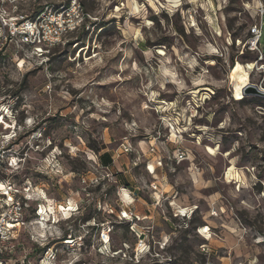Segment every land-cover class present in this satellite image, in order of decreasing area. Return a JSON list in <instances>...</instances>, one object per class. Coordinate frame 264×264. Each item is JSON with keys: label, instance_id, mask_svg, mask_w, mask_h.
Here are the masks:
<instances>
[{"label": "rangeland", "instance_id": "rangeland-1", "mask_svg": "<svg viewBox=\"0 0 264 264\" xmlns=\"http://www.w3.org/2000/svg\"><path fill=\"white\" fill-rule=\"evenodd\" d=\"M0 2L5 11H1L0 19H15L33 18L43 11L67 6L71 0ZM196 2H208L212 9L205 13L203 7L198 8L200 15L191 17L209 38V44L215 47L211 37L216 34L210 20L203 17L211 15L224 18L232 41L230 49H238L245 43L240 37L246 26L236 25L237 17L232 15L244 11L239 0H227L223 7L221 0ZM141 4L149 13L145 19L151 23V29L147 24L139 27L142 20L138 15H127ZM80 6L83 19L62 36L47 57H36L18 37L9 38L8 29L0 25V140L9 142L0 153V179L8 180L19 193L21 190L24 193L20 198L23 225L9 240L0 243V264H44L45 261L48 264H250L249 253L255 257V264H264V98L243 95L244 88L250 84L264 88V78L254 79L258 71L247 73L245 69L248 63H255L257 53L244 47L243 51L230 55L227 64L211 51L198 59L196 73L203 67L213 80L225 81L227 86L192 83L193 89L200 90L196 95L207 96L202 102L215 112L211 120L205 117L197 121L196 134L201 135V127H219L226 115L238 126L215 143L188 138L195 143L198 157L201 147L204 152L207 147L219 152L216 158L219 163L208 165L216 184H208L206 176L201 177L203 183L199 184L191 173L187 182L178 183L177 177L193 164L198 169L204 166L199 158L171 161L175 172L163 158L159 165L153 166L154 156L144 147L145 144L152 147L146 133L128 140L138 152L124 151L126 131L117 127L119 121H109V113H101L105 118L97 120V110L91 101L111 102L140 87L139 76L113 77L129 75L127 70L120 72L124 65H131L133 70L147 67L148 51L160 56L159 49L165 55L172 50L175 37L163 34L156 39L143 38L149 31L153 35L161 33L165 27L162 20L176 29L183 43H189L187 38L194 35L195 28L185 27L183 14L193 9V0L182 2L171 15L167 9L155 11L146 0H81ZM122 10L125 14H120ZM262 45L264 34L260 48ZM127 52L132 56H127ZM26 54L31 60L26 59ZM208 60L213 63H206ZM257 64L264 69V61ZM62 73L67 75L61 76ZM260 75L264 77V73ZM17 76L18 79L14 78ZM69 79L72 84L67 92L72 98L65 99L64 85ZM85 79L88 83L82 87L74 86ZM243 81L246 84L242 85ZM82 92L85 95H80ZM177 95L161 94L159 99L170 103ZM229 98L230 102L224 103ZM191 99V94H186L185 105ZM121 119L130 121V113L122 111ZM29 121L33 123L30 125ZM85 121L92 127L85 128ZM38 131L39 139L29 144V137ZM43 141L50 142L41 151ZM138 155L142 157L139 163ZM49 157L53 158V164L39 170L41 161L46 163ZM19 161L24 162V168L19 167ZM55 164L67 167L70 175L57 174ZM147 165L153 166V174ZM102 175L104 178L100 179ZM241 180L249 187H242ZM160 182L170 185L168 192H163ZM230 192L240 196L232 198ZM33 194L37 198L29 199ZM157 195L161 196L166 211L157 202ZM191 200L197 203L190 210L181 207L185 211L181 213L178 202ZM245 203L251 206L244 207ZM42 223L45 227L39 229ZM205 228L207 233L202 230ZM52 229L61 234L53 235ZM37 235L43 243L37 242L34 238ZM110 252H124L125 257L121 253L112 256Z\"/></svg>", "mask_w": 264, "mask_h": 264}, {"label": "clouds", "instance_id": "clouds-1", "mask_svg": "<svg viewBox=\"0 0 264 264\" xmlns=\"http://www.w3.org/2000/svg\"><path fill=\"white\" fill-rule=\"evenodd\" d=\"M182 2H186V0H167V2H162V0H146V3L151 5L155 11L159 12L167 9L170 15L180 8ZM193 3L195 5L193 9L190 12L183 14L185 27L189 29L195 28L194 35L187 38L189 43H183L182 38L177 35L176 29L173 28L170 23H165L162 20L161 23H164L165 27L161 33L153 35V33L149 31L144 34L143 38L156 39L158 35L163 34L175 37L176 43L172 50L169 51L167 55L162 56H155L152 51L146 52L145 56L148 61L147 67L139 66L133 70L131 65H124L120 68L121 73H124L127 70L129 75L114 76L113 79H131L132 76H139L140 87L135 91L126 95L115 97L111 100V102L109 99H93L91 103L97 110V120H103L105 118L101 115V113H109V121L111 123L119 121L117 127L122 132L126 131L127 135L123 136L125 143L124 151L138 152V149L133 148L128 140L130 137L140 136L146 133L148 135V139L152 141V147L149 148L147 144H145L144 147L149 154L154 156L152 161L153 166L159 165L161 163V159L163 158L169 162L167 167L175 172V168L170 163L171 161L175 160L179 163L182 160L193 161L199 158L204 166L198 169L196 164H193L191 169H186L184 174L177 177V182H187V180L190 179L188 173H191L192 177H194L199 184L203 183L201 177L205 176L207 177L208 184H216L217 179L209 174L208 165H215L219 163L218 159H216L219 156V152L214 150L213 157H209L201 147L199 149L198 157L195 154L197 151L195 143L190 141L188 138L196 137L197 140H208L209 142L215 143L220 136L227 134L230 129H234L238 125L232 122L229 115H226L223 122L219 124V127H215L213 125L201 127V135L196 134L195 130L197 127V121L205 117L211 120L215 115V112L213 107L205 105L202 102L204 99L208 98L207 96L200 97L196 95V93L200 90L193 89L192 83L201 81L207 84H212L216 87H223L227 85L225 81L217 83V81L213 80L209 72L203 67H200L199 73H196L195 70L199 67L198 59L201 58L202 55L207 54L209 51L221 57L224 63L227 64L230 55L243 51L245 44L247 43L246 38L248 32L255 33L256 39H259L261 35L264 34V2H262V0H239V4L242 6L244 11L241 13H233L232 15L237 17L235 24L245 25L246 31H244L243 35L240 37V39L244 40L245 43L241 44L238 49L229 48V44L232 41L228 28L223 23V17L218 18L215 15L203 17L204 19L210 20L212 31L216 34L211 37L215 47H213V44L208 43L209 38L205 37L200 28L195 26V22L191 19V17L199 16L200 14L197 12V9L201 7L204 8L205 13L212 12L210 3H197L196 0H193ZM225 3H227V0H221L220 6L223 7ZM128 7H130V5H125V8ZM120 14L125 13L122 10ZM148 14L149 13L146 11L144 4H141L138 9L127 13V15H138L141 18L142 23L139 27H144V25L147 24L149 29H151V23L145 19ZM218 19L220 22H218ZM128 27H131V25H128ZM33 28L20 29V31H32ZM59 31L63 33L64 29H60ZM221 33L223 34L220 35ZM127 35L128 33L126 32V36ZM251 47L253 51L260 52L261 58H264V45H262L261 48H256L255 43L253 42ZM185 49H187V52H185ZM125 54L129 57L132 56L131 52H127ZM26 59L31 60V56L26 54ZM157 61L158 63H156ZM206 63L210 64L213 63V61L208 60ZM29 66H32V64H29ZM261 73H264V69H258V74L254 77V79L259 80L264 78L260 75ZM66 75V73L61 74V76ZM14 78L18 79L19 77L17 76ZM84 83H88V80L85 79L81 82H77L74 86L80 88ZM69 84H72L71 79H69L64 85L65 91L63 92V96L65 99L72 98L68 96L67 92ZM170 84L174 85V87H169L168 85ZM48 87L50 89L52 85L49 84ZM260 91L264 92V88H261ZM168 93H179V95L175 96L173 101L170 103H165L164 100L159 99L161 94H165L166 96ZM186 94H191L192 99L185 105L184 97ZM80 95H85V93L82 92ZM229 102L230 98L224 101V103ZM114 107L115 112H112ZM198 109H201V111L198 112ZM122 111L130 113V121L128 119H121ZM32 123V121H29L30 125ZM84 127L91 128L92 124L85 121ZM169 132L171 133V136H169ZM40 136L41 133L38 131L34 133L33 137H29L27 142L31 144L34 139H39ZM49 142L50 141L42 142L41 151L47 147V143ZM72 154L73 156L77 154L75 149ZM56 155L59 154L57 153ZM61 159L63 160V158ZM141 159L142 157L138 155L136 162L139 163ZM18 163L21 169L25 167L23 161H19ZM48 164H53L52 157H49L46 163L41 161V167L39 170H46ZM54 167L57 174L68 173L70 175L67 167H61L60 164H55ZM103 178V175L100 176V179ZM252 179L254 180L255 177ZM219 183L222 184V180H220ZM241 185L244 188L249 187V184L245 183L243 180H241ZM145 187H147V183L145 184ZM23 194L24 193L21 190V195ZM229 195L232 198H238L240 196V194L236 192H230ZM36 198L37 196L35 194L29 196V199L31 200ZM164 199L166 200L167 198L165 197ZM216 199H220V197L217 196ZM127 202L131 203L130 200ZM157 202L161 204L162 210L166 211V209H163L160 195H157ZM196 203L197 201L195 200H191L187 203L181 201L178 202L177 206L188 207L190 210L191 205ZM250 206L251 205L249 203L244 204V207ZM13 211L14 210L10 208L5 212V215H9ZM12 218L15 219L16 217L13 216ZM182 224H186V221L182 222ZM52 233L56 236L61 234L56 231V229H52ZM10 235L11 234L6 233L4 238L7 240ZM238 235L240 234L238 233ZM34 238L37 242L43 243V241L39 240L38 235L34 236ZM165 239H167V237H165ZM241 239H243L242 235ZM253 251H255L254 248ZM249 255L251 257L250 264H255V257L251 256V253H249ZM76 259H81V257H76ZM160 259L162 260L163 257L161 256ZM44 264H48V262L45 261Z\"/></svg>", "mask_w": 264, "mask_h": 264}, {"label": "built area", "instance_id": "built-area-1", "mask_svg": "<svg viewBox=\"0 0 264 264\" xmlns=\"http://www.w3.org/2000/svg\"><path fill=\"white\" fill-rule=\"evenodd\" d=\"M16 2V0H12ZM81 0H71L70 4L67 6H61L59 8L43 11L33 18H25L23 16L12 18H1L0 25L4 29H8L9 38L18 37L20 43L29 46L36 57H47L46 55L50 52L53 47L58 45L63 35L74 30L77 26L76 22L83 19L84 14L82 13ZM4 11L3 6L0 2V13ZM74 25V26H73ZM34 26V28H33ZM33 28L32 31H20V29ZM64 29L61 33L59 30ZM5 34V33H4ZM7 34H5L7 37ZM260 39H256V34L249 32V37L247 38V43L245 47L252 52V43H255L256 48H260ZM258 57L255 64L262 63L264 58H261V53L256 52ZM263 68V65H260ZM9 142L0 140V153L8 147ZM2 150V151H1ZM150 174H153L154 169L150 170V166H146ZM156 190V186H153ZM22 195L19 191L8 181L0 179V243L6 241L5 234H11L7 240H9L14 231L23 225L21 211H22ZM18 201V203H17ZM13 209L14 211L9 215H5L8 209ZM16 218L13 219L12 217ZM183 216V215H182ZM6 230V232H5ZM1 253V247H0ZM123 257L125 253L120 252ZM120 253L110 252V255L115 256ZM136 253V252H135ZM135 255V254H134ZM156 255L155 257H157ZM169 262V261H168ZM168 264V263H166Z\"/></svg>", "mask_w": 264, "mask_h": 264}, {"label": "bare ground", "instance_id": "bare-ground-1", "mask_svg": "<svg viewBox=\"0 0 264 264\" xmlns=\"http://www.w3.org/2000/svg\"><path fill=\"white\" fill-rule=\"evenodd\" d=\"M135 9H137V7L135 8ZM222 16V15H221ZM224 19V18H223ZM158 53V55H160V56H162V55H165V53H164V51L162 50V49H159V51L157 52ZM258 64L256 65L255 63H248L246 66H245V69H246V72L247 73H253L254 71H258V69H263V68H258ZM243 84H246V82L245 81H243L242 82V85ZM258 89L260 90L261 89V87H258ZM203 90H206V91H208L207 89H203ZM6 109V108H5ZM7 110V109H6ZM216 151V149H214V148H211V147H207L206 148V153L208 154V155H210V156H213V151ZM150 170H153V166H151L150 165ZM36 192V191H35ZM40 193V192H39ZM50 200V199H49ZM55 209V208H54ZM42 213V212H41ZM181 213H185V211L182 209L181 210ZM47 214V213H46ZM181 215V214H180ZM42 222V221H41ZM45 226H44V223H42V224H40V227H39V229L40 228H44ZM42 230V229H41ZM203 231H204V233H207V228H205V230L204 229H202ZM104 238L106 239L107 238V236H106V234L104 235Z\"/></svg>", "mask_w": 264, "mask_h": 264}, {"label": "water", "instance_id": "water-1", "mask_svg": "<svg viewBox=\"0 0 264 264\" xmlns=\"http://www.w3.org/2000/svg\"><path fill=\"white\" fill-rule=\"evenodd\" d=\"M244 96H255L259 98H264V92L260 91L257 85L250 84L243 90Z\"/></svg>", "mask_w": 264, "mask_h": 264}, {"label": "crops", "instance_id": "crops-1", "mask_svg": "<svg viewBox=\"0 0 264 264\" xmlns=\"http://www.w3.org/2000/svg\"><path fill=\"white\" fill-rule=\"evenodd\" d=\"M159 184H160L159 186H161L163 192H165V193L168 192V190L171 188L170 185L167 184V183H166V184H163L162 182H160ZM167 189H168V190H167ZM170 196H172V195H169L168 197L170 198ZM172 199H173L174 201H176L175 198H172ZM178 208H179V210L182 209L181 207H178Z\"/></svg>", "mask_w": 264, "mask_h": 264}]
</instances>
